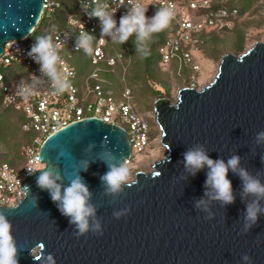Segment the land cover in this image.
<instances>
[{
    "label": "water",
    "instance_id": "obj_1",
    "mask_svg": "<svg viewBox=\"0 0 264 264\" xmlns=\"http://www.w3.org/2000/svg\"><path fill=\"white\" fill-rule=\"evenodd\" d=\"M42 2L0 0V56L6 42L33 32ZM153 118L160 144L164 150L169 145L164 153L169 162L164 163L162 156L150 172H135L138 183L119 194H106L100 177L108 171L103 162L108 151L123 163L130 158L122 127L88 117L44 140L38 153L42 168L59 173L56 182L62 195L71 177L78 173L83 178L103 235L90 231L78 238L49 193L37 187V171L20 184V188L29 186L26 198L23 192L14 207L0 206L21 249L18 264H50L48 255L55 264H244L245 254L252 264H264V214H258L257 224L243 232L245 206L255 198L242 199L238 176L229 170L235 201L222 205L211 198L214 191L204 186L207 166L192 176L183 160V153L197 147L225 164L233 155L239 156V167L264 185V140L257 141L264 132V39L242 54L221 55L207 85L182 87L173 102L156 98ZM81 161L88 162L87 171ZM201 200L204 204L197 208ZM259 203L264 209V200ZM126 209V215L114 218L113 212Z\"/></svg>",
    "mask_w": 264,
    "mask_h": 264
},
{
    "label": "built area",
    "instance_id": "obj_2",
    "mask_svg": "<svg viewBox=\"0 0 264 264\" xmlns=\"http://www.w3.org/2000/svg\"><path fill=\"white\" fill-rule=\"evenodd\" d=\"M75 7L67 18L66 27L62 30L52 29L49 34L62 42L59 52L72 73L70 81L72 89L57 95L51 87L50 81L40 72V66L28 56L35 40L29 36L20 40H12L5 43L0 56V100L2 105L24 117L20 124L22 133H31L27 143L20 149L22 161L20 166H11L7 162L0 163V206L14 207L22 198L23 191L20 184L31 175L28 170L36 171L43 167L39 160V149L44 140L59 129L70 123L82 121L88 117H94L105 123L115 124L122 127L127 134V139L132 151L137 154L145 153L150 146V127L147 120L133 107L130 97L131 92L124 87L119 96L110 87L107 79L101 74L104 64L110 72L120 67L123 74L126 72L124 56L115 52L112 56L107 55L106 45L111 42L110 38L104 43L99 41L100 25L97 18H89L81 8V2L94 7V0H74ZM42 14L54 13L60 4L57 0H43ZM106 3L110 9H117L115 19L117 25L122 15L128 11L129 0H100ZM148 6L146 16H154L157 8L171 7L174 16L170 23L172 29L159 47L160 66L169 74L173 65L179 71L182 67L190 69L187 76L190 86L194 87L198 80L197 73L200 63L195 59L199 51V43L202 41L198 35L202 32L221 31L230 29L233 18L237 16L236 9L211 8V0H142ZM80 23L84 25V31L95 37L93 51L90 56V64L94 69L83 79L81 85L75 83L76 73L74 68L66 60V56L76 51V40L81 30ZM21 66L26 72L25 80L14 79L7 82L2 70L10 67ZM178 76V75H177ZM21 81L33 86L37 94L24 98L16 91V85ZM122 81H124L122 77ZM124 160V165L131 164L132 155ZM20 181V183H19Z\"/></svg>",
    "mask_w": 264,
    "mask_h": 264
},
{
    "label": "clouds",
    "instance_id": "obj_3",
    "mask_svg": "<svg viewBox=\"0 0 264 264\" xmlns=\"http://www.w3.org/2000/svg\"><path fill=\"white\" fill-rule=\"evenodd\" d=\"M81 8L85 11L88 17L97 18L100 25L101 43L106 42L105 37L110 38L113 43L123 45L129 39L135 36V50L146 57L149 55V42L155 34L161 33L169 27L170 21L174 16L171 7L157 8L154 16L148 18L146 12L148 6L142 3V0H129V7L126 14L119 19L118 25L115 19L117 9H110L106 3H100V0H94V7L81 2ZM81 30L76 40V51L83 50L85 54H90L93 51V40L95 37L84 31V25L80 23ZM62 48V42L59 36L54 42L51 34L38 36L35 38V43L31 46L28 56L35 60L40 66V72L50 81L52 91L57 94H63L72 89L70 81L69 69L59 54ZM0 87H3L0 84ZM16 91L24 98L36 95L37 92L33 86L21 81L16 85ZM264 140V132L257 135V141ZM93 146L90 144V147ZM169 148L165 144V150ZM264 162V157L261 158ZM184 167L192 176L196 172L207 166L209 172L205 180V188H211L215 195L211 197L214 200L220 201L222 205H231L235 201L233 195L232 182L227 178L228 172L231 170L238 176L242 182V199L246 196L254 197L251 203L245 206L243 215V232L246 234L258 222V214H264V209L260 207V200H264V185L260 180L248 173L244 168H240V157L233 155L225 164L221 159H211L201 147L195 150H188L183 153ZM164 163L169 162L168 157L163 154ZM103 162L106 164L108 171L100 177L102 184L105 187L106 194H119L124 188H130L138 183L137 178H134L130 169L121 162L116 154L111 150L103 155ZM83 171H87L88 162L81 161ZM39 171L36 177V185L42 191H47L51 201L57 206L60 214L69 220V224L75 227L77 237L84 236L90 231L93 234L103 235L100 222L95 220L96 209L88 203L90 192L83 178L77 173L70 178L69 185L64 188L63 195L61 194V185L56 181L61 177L58 172L52 168L44 167L42 169L31 171L28 174L32 175ZM160 175V173H157ZM259 175V174H258ZM20 183V181H19ZM25 194V198L29 192V186L21 187ZM205 195H208L206 192ZM32 203V202H31ZM204 204V201H198L196 207ZM32 206L36 205L32 203ZM128 210L124 212H113L116 219H120L122 215H126ZM205 219H210L206 217ZM21 251L18 248L17 242L12 235V224L7 216L0 212V264H18V256ZM32 251V249H31ZM30 251V254H31ZM50 264H55L52 255L47 256ZM244 264H252L251 257L247 254L242 256Z\"/></svg>",
    "mask_w": 264,
    "mask_h": 264
},
{
    "label": "rangeland",
    "instance_id": "obj_4",
    "mask_svg": "<svg viewBox=\"0 0 264 264\" xmlns=\"http://www.w3.org/2000/svg\"><path fill=\"white\" fill-rule=\"evenodd\" d=\"M230 32L231 34H229ZM230 32L216 33L215 36L211 37L213 40L209 45L199 48L198 53L195 55V59L200 63V70L197 73L198 80L193 88L199 89L212 80L217 71V65L221 55L228 52L235 55L242 54L254 42L264 39V0L253 1L250 9L240 15L238 23ZM232 32L234 34L239 33L242 37L239 39V42L235 43V46L232 43L235 41L236 35ZM30 38L35 39L36 37L30 36ZM134 53L135 50L128 47L124 59L125 67L128 64V67H126V69L128 68L127 73L123 74L121 68L118 67L119 70L117 71V75L114 76L115 79L113 78L118 86L117 89H123L126 86L128 89L130 88L129 90L132 92L130 101L134 103L136 111L147 120L151 131L154 132V137L150 140V146L145 153L137 154L135 151H132L131 164L127 167L130 169L133 177L137 171L150 172L153 162L162 158L165 153L164 147L159 142L160 130L153 118L155 99L166 98L173 102L176 98L178 89L182 87H192L189 81L186 82L184 79H181L190 74L188 69L182 67L178 71L177 66L173 65L171 68L172 74H169L164 72V70L159 68V65L156 64L152 72L157 78L160 76L161 78L159 82H150V85L152 89L159 90L161 93L149 94L145 84H143V79L139 77L140 71L134 66L133 69H130L133 65L134 56H137L134 55ZM73 61L81 64L87 72L94 69L89 63L88 56L77 54L74 55ZM19 75L18 78L22 77L23 73H19ZM122 77H124V81H122ZM24 141L25 138L20 132L14 138L9 137L7 141L0 140V160L19 165L14 151V144L17 143L21 146ZM19 147L17 148L18 152ZM4 155L6 156L5 158L3 157Z\"/></svg>",
    "mask_w": 264,
    "mask_h": 264
},
{
    "label": "trees",
    "instance_id": "obj_5",
    "mask_svg": "<svg viewBox=\"0 0 264 264\" xmlns=\"http://www.w3.org/2000/svg\"><path fill=\"white\" fill-rule=\"evenodd\" d=\"M57 1L59 2L60 7L52 14L44 13L41 16L37 26L35 27L33 32L29 35V39H31L30 36L38 37V36L48 35L49 31L52 29L62 30L66 27L67 18L72 13V11L74 10L75 1L74 0H57ZM253 1H255V0H211V8L212 9H215V8H225L228 10L236 9L237 10V16L235 18H233V25L230 29H222L221 31H218V32L213 30V31H210L209 33L202 32L201 34H199L198 38L202 41V43H199V48H203V47H205V45L206 46L209 45V43H211L213 40L211 37L215 36L216 33H226V32L232 31L234 29L235 25L238 23L240 15L243 14L244 12H246L248 9H250L251 5L253 4ZM171 29H172V24L170 23L169 27L167 29H165L161 33L155 34L153 36L152 40L149 42V49H150L149 55L146 57H141V55L136 52L135 44H134L135 36L131 37L129 39V41L124 43L123 45H120L118 43L109 42L106 45L107 55L112 56L115 52H120L123 54L124 59H125V55L128 51V47L131 49H134L135 53H136V54L134 53V55H137V56L136 57L134 56V61L132 63L133 65L130 67V69H133V66H134L138 69V71H140L139 77H141L143 79V84H145L146 90L149 94H160L161 91L152 89L150 82L153 83L156 81L157 82L160 81L161 76L159 78H157V76L154 75L152 71L155 68L156 64L159 65L158 66L159 68H161V66H160V54H159L158 50H159V47L163 44L164 40L169 35ZM229 34H231V32ZM234 35H236V38L232 44L235 46V43L239 42V39L242 37H241V34H239V33L234 34ZM32 39L35 40L34 38H32ZM77 54H82L84 56H88L89 63H90V56H91V53L85 54V52L83 50H81L79 52L70 53L68 56L65 55L66 60L74 68V71H75L76 77H77L76 80L78 79V77H80L82 75H84V76L88 75L92 71L91 70L90 72H87L81 64L73 61L74 55H77ZM101 66L105 71L101 75L105 79H107L108 83L110 84V87L114 90L115 94L117 96H119V93L122 90V88L117 89L118 86L116 85V83L114 81V79H115L114 76L117 75V71L119 70L118 67H116L114 69V72H110L109 69L104 64H101ZM126 67H128V64ZM184 68L188 69L190 72L189 68H187V67H184ZM127 69H126L125 73H127ZM14 70H16V71H14ZM22 71L25 72V70L21 66H17V65H14L7 70H2V72L5 75L7 82H10L11 80L17 79V78H14V76L11 77V72L20 73ZM164 72H166V71H164ZM123 79H124V77H123ZM181 79H184V81L187 82V77L181 78ZM21 80H25V78L21 79ZM130 92H131V90H130ZM131 95H132V92H131ZM131 103L134 107V103L133 102H131ZM23 120H24V117L21 113H17L13 110L5 108L2 105L1 100H0V140L7 141L9 137L14 138L17 136V134L19 132L22 133L20 130V124L23 122ZM22 135L25 138V141L21 144V146L24 143H27L29 141V139L31 137V133H26V134L22 133ZM153 137H154V132L151 131V129H150L149 139L151 140ZM19 146L20 145L17 143L14 144V149H15L14 151L16 153V159H17V162L19 163V165H14V164H11V163L4 161V160H0V163L1 162H7L11 166H16V167L20 166V163L22 161V157L20 155L21 146L20 147ZM18 147H19V152L17 151ZM3 157L5 158L6 156L4 155Z\"/></svg>",
    "mask_w": 264,
    "mask_h": 264
},
{
    "label": "crops",
    "instance_id": "obj_6",
    "mask_svg": "<svg viewBox=\"0 0 264 264\" xmlns=\"http://www.w3.org/2000/svg\"><path fill=\"white\" fill-rule=\"evenodd\" d=\"M14 71H16V70H14ZM18 71V70H17ZM19 72V71H18ZM18 72H11V77H13L14 76V78H17V79H24V78H26V72H20V73H23V76L22 77H20V78H18L20 75H19V73ZM18 73V74H17ZM87 75H82V76H80V77H78V79L77 80H75V83L77 84V85H81V83H82V81H83V79L86 77ZM77 78V77H76Z\"/></svg>",
    "mask_w": 264,
    "mask_h": 264
}]
</instances>
